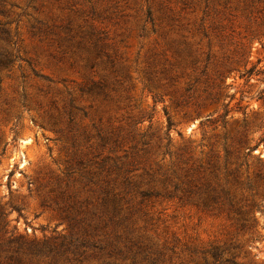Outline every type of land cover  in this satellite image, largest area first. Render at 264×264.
<instances>
[{
	"label": "rangeland",
	"instance_id": "rangeland-1",
	"mask_svg": "<svg viewBox=\"0 0 264 264\" xmlns=\"http://www.w3.org/2000/svg\"><path fill=\"white\" fill-rule=\"evenodd\" d=\"M0 62V243L264 264V0H0Z\"/></svg>",
	"mask_w": 264,
	"mask_h": 264
},
{
	"label": "trees",
	"instance_id": "trees-1",
	"mask_svg": "<svg viewBox=\"0 0 264 264\" xmlns=\"http://www.w3.org/2000/svg\"><path fill=\"white\" fill-rule=\"evenodd\" d=\"M3 64L0 62V68ZM131 234L128 229L122 233L115 230L106 238L98 237L92 244L72 237L59 240L55 230L52 238L42 241L17 236L0 243V264H157V247L143 240L134 243ZM228 252L217 248L206 254L220 257Z\"/></svg>",
	"mask_w": 264,
	"mask_h": 264
}]
</instances>
